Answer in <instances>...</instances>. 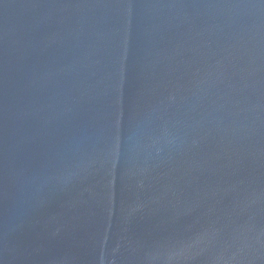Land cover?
<instances>
[{
    "label": "water",
    "instance_id": "95a60500",
    "mask_svg": "<svg viewBox=\"0 0 264 264\" xmlns=\"http://www.w3.org/2000/svg\"><path fill=\"white\" fill-rule=\"evenodd\" d=\"M0 264H264V0H0Z\"/></svg>",
    "mask_w": 264,
    "mask_h": 264
}]
</instances>
